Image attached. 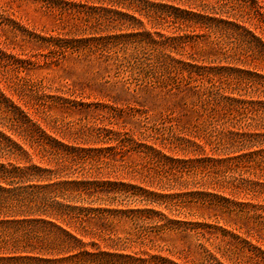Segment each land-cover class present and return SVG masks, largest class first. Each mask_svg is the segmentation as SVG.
Returning <instances> with one entry per match:
<instances>
[{
  "label": "trees",
  "instance_id": "16d2710c",
  "mask_svg": "<svg viewBox=\"0 0 264 264\" xmlns=\"http://www.w3.org/2000/svg\"><path fill=\"white\" fill-rule=\"evenodd\" d=\"M53 1L65 4L66 13L79 22L66 32L43 37L20 25L17 28L18 23L9 19V33L18 31L34 41L65 48L100 66L107 65L110 58L137 62V52L150 48L158 53L160 67L156 70L162 73V86L167 92H178L170 96L188 91L204 106L213 101L210 112H221L224 119L234 121L231 129L222 132L230 142L264 138L261 132L235 129L242 117L248 121L243 128L264 129V101L233 92L229 84L226 89H216L211 100L218 84L231 76L264 81L263 74L248 69L254 66L252 61L239 57L249 50L250 57L264 63V7L258 0H233L235 8L208 0ZM195 46L200 50L192 51ZM26 55L11 43L6 31H0V74L8 76L7 85L0 87V264H264V243L254 237L256 230L264 229V149L211 159L226 164L224 172L228 173L251 168L249 179L218 184L219 189H229V194H156L124 182L98 179L90 169L105 164L102 153L114 154L117 145L84 149L47 134L29 113L33 107L29 101L40 98L41 87L22 83L25 66L39 63L37 56ZM220 57L247 67L213 64L222 61ZM205 59L208 64H203ZM49 61L43 58L41 64ZM9 69L18 76L6 74ZM195 80L198 87L182 90L183 84ZM57 98L66 103V98ZM214 105L220 109L215 110ZM185 142L205 151L190 140ZM203 159L209 161H196L200 164ZM136 188L168 201L175 211L190 198L195 207L208 213L183 214L197 219L188 221L170 219L152 209L115 208L122 204L120 197ZM239 195L255 202L236 201ZM139 224L141 230L132 232ZM150 229L172 232L185 245L160 247L157 238L148 236ZM134 247L137 252L124 253Z\"/></svg>",
  "mask_w": 264,
  "mask_h": 264
},
{
  "label": "rangeland",
  "instance_id": "374dc122",
  "mask_svg": "<svg viewBox=\"0 0 264 264\" xmlns=\"http://www.w3.org/2000/svg\"><path fill=\"white\" fill-rule=\"evenodd\" d=\"M208 1L218 4L226 2L229 8H235L236 5L233 0ZM258 1L264 7V0ZM9 19L18 23L17 28L20 25L24 31L43 37L66 32V28L72 27L79 20L66 13L65 4L53 0H0V31H6L11 43L22 49L27 54L26 57L34 55L39 59L37 65H26L25 72L20 74L24 77L23 84L41 87L37 92L40 98L29 101L33 105L29 107L31 117L39 121L47 134L70 146L99 149L117 145L114 154L102 153L105 164L95 165L90 169V174L94 173L96 178L124 182L156 194L170 195L194 191L229 194V189H219L218 184L236 183L241 179L251 178L252 171L249 167L228 173L224 172L226 164H216L212 160L222 159L231 152L245 153L264 149V138H238L236 142H230L222 132L226 128L231 129L234 121L230 123V119H224L221 112H210L208 107L212 108V104H215L213 101L204 106L196 102L188 91L170 96L177 90L167 92L162 86V73L156 70L160 67L157 51L150 48L139 50L137 62H121L110 58L107 65L100 66L95 60L88 61L83 56L66 52L65 48L51 47L50 44L23 37L18 31L11 35L8 31ZM239 45L245 46L237 43ZM198 47L191 49L199 51ZM250 54L249 50L242 51L239 57L253 62L254 66H249L248 69L264 75V63L253 54L250 57ZM43 58H48L49 64L42 65ZM220 58L223 60L213 64L242 65L230 61L229 57ZM208 62L205 59L203 64ZM6 74L18 76L11 69ZM7 77L0 74L1 88H4V84L7 85ZM227 84L233 88V92L246 93L247 97L264 101V81L260 82L255 78L252 81L238 75L225 79L222 85L218 84L211 100L215 97V92H218L216 89H226ZM199 85L197 80L191 81L188 85L183 84L182 90ZM4 90L10 96V91ZM11 96L16 103L23 105L15 95ZM57 97L66 98V103ZM23 100L27 102V98ZM109 106L114 109L110 110ZM214 109L219 110L220 107L214 105ZM239 119L235 129L241 128L240 132L264 133V129L243 128L248 122L244 121L247 118ZM185 140L202 146L205 151ZM101 156L99 154V158ZM198 158L209 161L203 159L204 162L198 164ZM183 162L185 163L182 165ZM201 165L204 167L200 168ZM137 188L128 190L120 197L122 204L115 208L152 209L164 213L170 219L188 221L197 220L196 214L208 213L207 210L195 207L190 198H185L186 202L181 204V209L175 211L168 201L147 196ZM242 196L244 195H239L235 200L251 201ZM141 227L139 224L132 227L131 231H140ZM147 234L150 238H157L160 247L185 245V240L172 237V232L159 233L156 229H150ZM254 237L264 243V229L256 230ZM134 248L124 253L137 252L138 249ZM145 251L149 254L157 253L155 250ZM161 255L166 253L161 252Z\"/></svg>",
  "mask_w": 264,
  "mask_h": 264
}]
</instances>
